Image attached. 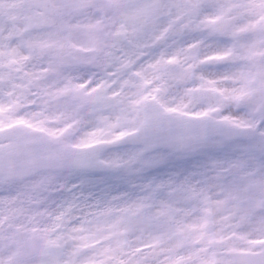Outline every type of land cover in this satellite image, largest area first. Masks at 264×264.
I'll return each mask as SVG.
<instances>
[{"label": "snow or ice", "instance_id": "1", "mask_svg": "<svg viewBox=\"0 0 264 264\" xmlns=\"http://www.w3.org/2000/svg\"><path fill=\"white\" fill-rule=\"evenodd\" d=\"M0 264H264V0H0Z\"/></svg>", "mask_w": 264, "mask_h": 264}]
</instances>
